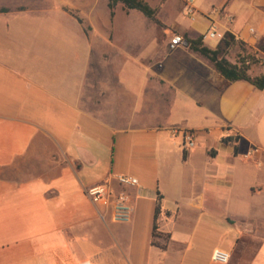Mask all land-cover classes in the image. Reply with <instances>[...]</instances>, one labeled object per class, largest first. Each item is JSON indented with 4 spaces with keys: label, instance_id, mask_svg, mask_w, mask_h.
<instances>
[{
    "label": "crops",
    "instance_id": "1",
    "mask_svg": "<svg viewBox=\"0 0 264 264\" xmlns=\"http://www.w3.org/2000/svg\"><path fill=\"white\" fill-rule=\"evenodd\" d=\"M6 1L0 5V11L6 10L0 12V264H135L129 234L142 192L139 176L132 171L124 175L137 179L138 194L136 188L118 186L112 168L102 162L112 159L118 136L139 127L134 126L131 105L117 122L108 104L111 89L102 88V70L107 67L121 82L134 70L142 113L151 106L181 114L176 123L158 122L140 131L161 134L168 141L181 138L168 132L178 127L193 131L195 140L204 143V160L197 172L202 188L190 195L185 207L204 212L210 210L207 203L220 205L221 218L238 225L226 236L217 237L211 253L222 249L230 254L249 232L245 227H264V90L246 81L221 86L222 79L212 63L190 50L197 56L192 61H161L155 72L147 61H91L97 38L92 40L90 34H98L101 0H50L52 5L41 12L31 11L34 6L24 8L17 0ZM177 2L183 5L184 0ZM194 8V19L180 15L174 24L182 37L195 39L211 26L221 35L230 33L243 44L245 53L235 45L241 56L250 55L257 61L249 76L264 75V0H194ZM28 20L43 23L29 37V49L38 41L50 48H68L71 36L81 33L87 50L80 57L76 53L75 61H21L14 49L21 42L20 24ZM70 20L77 27L70 26ZM109 20L111 34L116 13L114 10L110 18L107 7L104 29ZM207 39L203 43L211 49L220 41ZM180 51L183 49L173 50ZM212 131L216 139L211 144ZM227 136L238 139L225 144L222 138ZM178 148L182 163H192L194 149ZM107 181L130 197L132 216L127 227L114 223L109 211L86 195L88 188ZM158 196V236L152 239ZM163 199L157 192L150 212L151 242L156 243L150 245L157 249L163 248L162 241L170 240L164 225L178 218L182 207L176 201L166 208ZM253 204L259 207L253 215L244 212L235 219L225 212L233 206L246 210ZM239 258L233 256L232 261ZM181 264L197 263L184 260ZM246 264H264V237Z\"/></svg>",
    "mask_w": 264,
    "mask_h": 264
},
{
    "label": "rangeland",
    "instance_id": "2",
    "mask_svg": "<svg viewBox=\"0 0 264 264\" xmlns=\"http://www.w3.org/2000/svg\"><path fill=\"white\" fill-rule=\"evenodd\" d=\"M17 1L24 8L34 6L35 9L30 10L38 12H41L44 7L52 5L50 0ZM145 1L158 9V18L163 27L152 23L140 12L128 11L123 8L122 4H118L115 8L114 30L108 34L111 21H108L107 28L104 29L102 18L107 6L106 0H101L100 19L96 25L98 34H90L92 40L97 38L92 49L91 61H143V63L147 61L149 67L152 66L155 72L161 66V61H192V58L197 57L189 51L186 45L175 48L183 49L180 52H173L175 49L169 47L171 37L174 34L181 35L174 26L175 22L180 15L187 18L183 14V5L177 0ZM6 3V0H0V5ZM72 10L74 13L76 12L75 9ZM2 21L0 20V25ZM28 21V23L20 24L23 28L20 34L21 42L14 49L20 55L21 61H60V59L75 61L76 53L80 54V57L87 50V43L86 41L82 42L81 33L78 35L75 33L74 38L71 36L68 48L56 46L50 48L44 42L38 41L35 43V48L29 49L27 43L29 37H33L34 32L38 31L43 23L39 20ZM70 26L77 27L71 20ZM25 29H27L26 32ZM210 40L212 39L208 38L207 42ZM239 57H241V51L237 46L232 47L226 55V59L232 62L238 61ZM109 69L107 67L102 70V77L105 81L102 88L111 89L108 95V104L118 118V123L121 121V117L127 115L130 105L134 114V126L139 127L140 130H145L147 126L158 122L167 125L179 121L181 114L172 115L165 110L159 109L158 111L157 108L151 106L145 107L142 113V98L138 91L140 84L134 70H130L125 75L124 81L121 82L118 80L119 76H111L114 74L109 73ZM110 79L112 80L110 81ZM139 129L126 136H118L112 159L102 162L106 168H112L113 176H124L130 173L129 171L135 172L139 176L142 192L137 198V216L133 225L130 226L129 234L131 240L129 250L133 262L135 264H181L185 260L187 263L214 264L210 259V254L213 247L217 245V237L226 236L233 229H238V225H234V221L231 219L225 221L221 218L223 210L220 209V205L207 203L205 206L210 210L204 212H195L185 207L190 195L202 188L197 172L204 160V143L195 140V146L192 148L195 152L192 163L184 164L181 159V150L178 148V146L182 147L181 138L166 141V138L161 134L157 135L148 130L143 132ZM215 139L216 134L212 131L209 143L212 144ZM157 192L164 197L162 201L164 207L171 208L176 201H179L182 206L179 211L180 216L175 220L170 217L169 220L172 221H168L164 225L171 234V238L161 242L162 249L152 248L150 245V212L153 210ZM258 209V204H253L246 210H240L233 206L225 212L230 217L237 219L244 212L256 214L259 212ZM124 225L127 227L130 224ZM245 228L249 232L244 233L238 245H234L230 251L231 264H246L255 252L261 238L264 237V227L247 226ZM187 246L189 249L185 251ZM233 256L241 258L234 263Z\"/></svg>",
    "mask_w": 264,
    "mask_h": 264
},
{
    "label": "trees",
    "instance_id": "3",
    "mask_svg": "<svg viewBox=\"0 0 264 264\" xmlns=\"http://www.w3.org/2000/svg\"><path fill=\"white\" fill-rule=\"evenodd\" d=\"M118 4H122L123 8L126 10H134L140 12L143 16L149 19L152 23L156 24L159 27H163L162 22L158 18V9L152 7L145 0H108L107 7L109 9L110 18L114 16L115 7ZM0 12H6V10H1ZM76 20L79 23H82L81 19L75 16ZM183 39L187 43V47L190 51L197 53L203 58L210 61L213 65L214 70L219 74L222 79L221 86H228L230 83L236 81H246L254 86L258 90H264V75L257 77H250L248 71L250 67L257 61L254 57L250 55H243L238 58V61L231 63L226 59L228 51L235 45H238L241 50L245 53L243 49V44L237 42L233 35L230 33H224L220 39L218 45L215 49H211L203 43V36H199L195 39H189L186 36H183ZM193 133V131H191ZM237 136H227L222 138V142L225 144L233 143L237 141ZM236 149V148H235ZM160 204L159 196L157 197L153 223H152V239L158 236L157 233V218L160 214ZM151 245H156L154 241L151 242Z\"/></svg>",
    "mask_w": 264,
    "mask_h": 264
},
{
    "label": "built area",
    "instance_id": "4",
    "mask_svg": "<svg viewBox=\"0 0 264 264\" xmlns=\"http://www.w3.org/2000/svg\"><path fill=\"white\" fill-rule=\"evenodd\" d=\"M183 14L190 19H194V0H184ZM202 36L203 39H221L223 35L218 33L215 27L211 26ZM186 44L187 43L183 37L177 34H174L169 41V47L171 49H175L179 46H185ZM168 132L171 137H181L182 148L184 150H190L195 146L194 133L191 131L178 127H172ZM250 155L251 152L247 153L245 158H248ZM112 179L118 186L136 188L138 194L140 193V187L136 178L117 175L113 176ZM86 195L93 204L103 206L105 210L109 211L110 218L114 223L126 224L130 222L132 216L130 197L124 191H116L110 181L88 188L86 190ZM211 261L215 264H230V254L222 249H214L211 253Z\"/></svg>",
    "mask_w": 264,
    "mask_h": 264
}]
</instances>
